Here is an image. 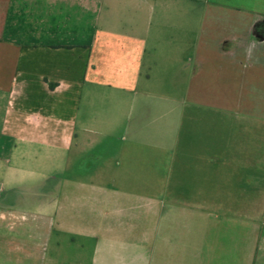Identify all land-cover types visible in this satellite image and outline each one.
<instances>
[{
	"label": "crops",
	"instance_id": "obj_1",
	"mask_svg": "<svg viewBox=\"0 0 264 264\" xmlns=\"http://www.w3.org/2000/svg\"><path fill=\"white\" fill-rule=\"evenodd\" d=\"M0 264H264V0H0Z\"/></svg>",
	"mask_w": 264,
	"mask_h": 264
},
{
	"label": "rangeland",
	"instance_id": "obj_2",
	"mask_svg": "<svg viewBox=\"0 0 264 264\" xmlns=\"http://www.w3.org/2000/svg\"><path fill=\"white\" fill-rule=\"evenodd\" d=\"M149 170H150V168H148ZM148 170V171H149ZM155 171H159V169H156L155 168ZM138 173H144L142 170H140L139 169V171H138ZM148 173V172H147ZM141 186V184L139 185H137V184H134V192H136V193H138V194H142V195H144L145 197L146 196H150V195H153V194H147L146 192V189L144 188L145 187V185H142V186H144L143 188L144 189H141V188H139ZM136 202H137V204H139V205H141V204H143V203H145V205H146V202L148 201L146 198H141V199H137V198H135L134 199ZM144 205V204H143Z\"/></svg>",
	"mask_w": 264,
	"mask_h": 264
}]
</instances>
